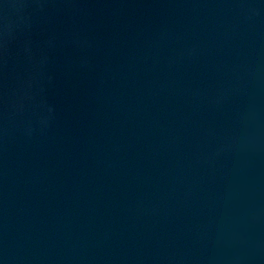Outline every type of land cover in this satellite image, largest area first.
<instances>
[{"label":"water","instance_id":"obj_1","mask_svg":"<svg viewBox=\"0 0 264 264\" xmlns=\"http://www.w3.org/2000/svg\"><path fill=\"white\" fill-rule=\"evenodd\" d=\"M0 264H264V0H0Z\"/></svg>","mask_w":264,"mask_h":264}]
</instances>
